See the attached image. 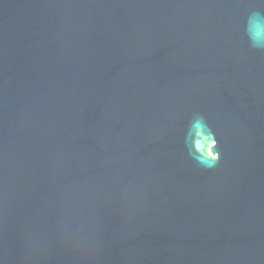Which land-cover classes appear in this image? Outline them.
Returning <instances> with one entry per match:
<instances>
[{"label":"water","instance_id":"obj_1","mask_svg":"<svg viewBox=\"0 0 264 264\" xmlns=\"http://www.w3.org/2000/svg\"><path fill=\"white\" fill-rule=\"evenodd\" d=\"M0 264H264V0H0Z\"/></svg>","mask_w":264,"mask_h":264},{"label":"clouds","instance_id":"obj_2","mask_svg":"<svg viewBox=\"0 0 264 264\" xmlns=\"http://www.w3.org/2000/svg\"><path fill=\"white\" fill-rule=\"evenodd\" d=\"M208 161L215 162L218 160L219 154L212 155L211 152L207 153V156H204ZM210 157V158H209ZM211 166V165H210Z\"/></svg>","mask_w":264,"mask_h":264}]
</instances>
